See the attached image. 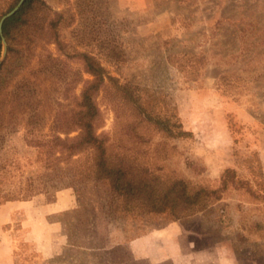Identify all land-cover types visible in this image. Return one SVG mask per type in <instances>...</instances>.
Instances as JSON below:
<instances>
[{"label": "rangeland", "instance_id": "obj_1", "mask_svg": "<svg viewBox=\"0 0 264 264\" xmlns=\"http://www.w3.org/2000/svg\"><path fill=\"white\" fill-rule=\"evenodd\" d=\"M42 1L67 18L58 42L46 43L37 28L7 62L6 48L0 64V191L17 197L0 203V264H264V0H154L135 12L118 11L117 0ZM10 2L0 0V15ZM150 22L160 27L141 29ZM103 38L126 52L125 62L102 63L108 75L137 87L152 115L187 133L169 138L144 127L136 129L142 139L125 137L134 117L108 89L96 103L98 134L110 149L126 146L163 176L212 189L232 169L259 199L234 184L177 221L168 213L110 212L116 201L94 181L34 194L45 170L38 142L55 134L58 112L75 106L91 79L79 54L101 58ZM197 88L200 102L188 94ZM192 99L206 109L208 130L184 129L179 109Z\"/></svg>", "mask_w": 264, "mask_h": 264}, {"label": "trees", "instance_id": "obj_2", "mask_svg": "<svg viewBox=\"0 0 264 264\" xmlns=\"http://www.w3.org/2000/svg\"><path fill=\"white\" fill-rule=\"evenodd\" d=\"M18 1L11 0L0 18L9 13ZM66 19L60 13L52 12L42 0H25L17 12L2 25V36L7 43L6 62L17 52L16 47L29 34H34L37 28L38 37L43 38L46 43L58 42L60 27L65 26ZM97 44L101 58L90 52L79 54L84 71L91 79L84 82L75 106L71 111L58 112L53 121L55 134L38 142L45 170L39 176L40 183L34 194L47 193L49 187H56L58 184L75 186L94 181L106 185L116 201L110 207V212L137 215L168 213L177 221L188 219L204 211L211 203L221 200L222 194L229 186L233 188L234 184L238 188L241 186L240 191L244 187L247 195L260 198L250 193L248 183L236 177L232 169L224 170L220 187L212 189L208 185L194 186L183 178L163 176L161 168L146 165L144 157H135L126 146H123V151L113 152L108 139L98 134L101 113L96 99L101 91L108 89L112 97L116 95L119 99L126 117H134L125 121V137L144 127H153L169 138L184 137L187 133L180 123L152 115L142 105L137 87L130 83L123 84L108 75L103 62L115 65L126 61V52L119 40L103 38ZM2 48L0 36V56ZM172 58L174 57L168 55L167 61L174 65ZM2 68L3 64L0 70ZM176 128L178 131L174 132L173 129ZM134 135L142 139L139 133ZM31 195H22V198ZM16 198L15 195L1 194L0 191V203Z\"/></svg>", "mask_w": 264, "mask_h": 264}, {"label": "crops", "instance_id": "obj_3", "mask_svg": "<svg viewBox=\"0 0 264 264\" xmlns=\"http://www.w3.org/2000/svg\"><path fill=\"white\" fill-rule=\"evenodd\" d=\"M154 5V0H117V9L120 12L127 11V12H135V11H144L145 9L149 8L150 6ZM160 23L157 22H150V23H144L142 24L141 29H146V32H149V29L154 30L155 28H159ZM206 93L212 92L213 90H204ZM204 92V93H205ZM202 93V90L200 89H193L188 91V94L190 96H193L192 98H195L197 102H200L201 99H203L205 94ZM204 100V99H203ZM193 99L190 100V104L187 108V111L184 112L181 108L179 109V116L181 118V123L186 131L189 132H196L198 130H202L203 127L208 126L210 122H208L207 118L201 117V113H204L205 110L201 108L200 110L198 107L196 108V105H194ZM202 111V112H201ZM223 125V121H222ZM223 127V126H222ZM204 130H208L207 127L204 128Z\"/></svg>", "mask_w": 264, "mask_h": 264}, {"label": "water", "instance_id": "obj_4", "mask_svg": "<svg viewBox=\"0 0 264 264\" xmlns=\"http://www.w3.org/2000/svg\"><path fill=\"white\" fill-rule=\"evenodd\" d=\"M25 0H19V2L17 3V5L6 15L2 16L0 19V36L2 38V46H3V53H2V57L0 58V64L2 63L5 53H6V41L4 40L3 36H2V25L5 22V20H7L9 17H11L12 15H14L17 10L20 8V6L24 3Z\"/></svg>", "mask_w": 264, "mask_h": 264}]
</instances>
